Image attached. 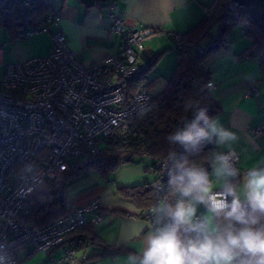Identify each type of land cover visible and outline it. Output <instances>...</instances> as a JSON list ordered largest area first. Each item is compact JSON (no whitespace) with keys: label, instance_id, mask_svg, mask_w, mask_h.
I'll return each instance as SVG.
<instances>
[{"label":"built area","instance_id":"1","mask_svg":"<svg viewBox=\"0 0 264 264\" xmlns=\"http://www.w3.org/2000/svg\"><path fill=\"white\" fill-rule=\"evenodd\" d=\"M117 1L109 0L107 9L112 22L110 33L121 34L122 47L99 60L84 62L68 47L60 31H52L48 54L21 61L5 62L0 44V245L6 246L11 264L19 263L20 252L25 256L38 251L54 253L72 233L103 219L100 201L94 199L35 226L27 221L32 211L27 200L44 182H53L61 189L62 174L76 157L85 150L95 152L100 143L130 132L138 114L152 99L148 88L130 93L127 79L140 71L138 61L144 41L158 30L128 26L116 11ZM223 2L227 9L239 8L234 0ZM56 21L51 10L40 27L15 36L24 40L50 30ZM227 44L225 41L221 46ZM207 85L215 88L212 81ZM257 93L258 85L253 80L245 94ZM180 127L178 124L176 130ZM250 132L253 137L264 135V123L253 126ZM153 209L143 212L152 230ZM88 243V238L70 242L63 249L64 255L51 260L55 264H76L78 253ZM79 257L86 260L87 256L81 253Z\"/></svg>","mask_w":264,"mask_h":264},{"label":"crops","instance_id":"2","mask_svg":"<svg viewBox=\"0 0 264 264\" xmlns=\"http://www.w3.org/2000/svg\"><path fill=\"white\" fill-rule=\"evenodd\" d=\"M49 2L57 21L51 24L50 30L31 34L24 39H31L30 46L36 52L34 56L50 52L52 31L62 32L68 47L87 63L121 50V34L110 33L112 22L108 16L106 2L90 6L82 0ZM212 2L213 0L117 1L116 11L126 20L128 26L158 30L144 41L138 61L144 66L157 57L154 68L147 75V81H152L149 89L153 95L165 87L166 80L176 65L174 36L194 27ZM248 44L246 38L238 41L229 37L227 46L220 47L206 61L211 81L215 83L211 93L221 108L214 118L237 136V139L229 144H214L215 151L236 152L237 168L240 169L241 176L252 167L264 165V135L253 137L250 132L253 126L264 123V87L262 89L263 78L260 75L262 72L256 58L237 56ZM253 80L257 82L258 93L246 95V87ZM209 172L211 173V167ZM69 195L76 207L99 199V211L103 219L89 225L93 226L96 236L103 243L122 250L118 253L108 252L95 259L82 260L79 257L81 253L89 257L103 251L100 246L89 244L78 253L76 264H123L129 254L142 252L146 238L152 232V226L149 220L137 215L135 206L129 200L123 199L118 192H111L102 183L73 189ZM204 211L203 206L198 207L197 215L203 214ZM91 216L89 215V218ZM69 243L70 241L60 248L64 249ZM35 253L25 256L20 252L18 264H55L48 254L38 259H30Z\"/></svg>","mask_w":264,"mask_h":264},{"label":"trees","instance_id":"3","mask_svg":"<svg viewBox=\"0 0 264 264\" xmlns=\"http://www.w3.org/2000/svg\"><path fill=\"white\" fill-rule=\"evenodd\" d=\"M82 1L87 6L101 2H106L107 6L109 0ZM51 10L49 0H0V25L6 26L12 34L32 31L45 22ZM236 25L250 40L237 56L256 58L260 71L264 73V31L240 7L227 9L223 0H213L194 27L174 36L176 65L165 87L154 94L149 105L138 114L136 126L120 138L100 143L97 151L85 150L76 157L70 168L62 174L64 184L61 189H57L53 182L41 184L28 197L32 211L27 221L42 226L71 211L76 206L66 191L69 181L84 177L89 170L105 176L107 172L136 157L153 159L150 168L156 174L155 179L144 184L119 187L118 192L135 206L137 215L143 218L145 210L155 208L165 200L174 203L177 198L167 183L171 153L175 152L178 157L185 155L190 163L210 171L211 158L216 152L214 143L205 144L198 153H185L180 145L169 143L167 137L176 131L178 124L183 126L185 119L192 118L194 109L185 110L188 101L206 108L213 118L220 113L221 108L207 85L211 81V73L206 61L225 41L228 42L231 29ZM156 62L157 57L144 66L139 64L140 71L127 79L130 93L139 88H150L152 81H147V75ZM84 238L89 239L88 245L94 244L103 249L101 253L86 257V260L101 257L108 252L122 251L103 243L89 224L72 233L63 244L68 241L79 243ZM52 253L48 255L52 256Z\"/></svg>","mask_w":264,"mask_h":264},{"label":"clouds","instance_id":"4","mask_svg":"<svg viewBox=\"0 0 264 264\" xmlns=\"http://www.w3.org/2000/svg\"><path fill=\"white\" fill-rule=\"evenodd\" d=\"M193 109L192 118L168 135L169 143L195 154L205 144L237 139L206 108L186 102L185 110ZM237 159L233 150L215 152L210 173L171 153L167 183L177 198L153 209L154 228L142 252L123 264H264V165L241 176ZM200 206L205 211L197 215ZM0 264H11L4 245Z\"/></svg>","mask_w":264,"mask_h":264},{"label":"rangeland","instance_id":"5","mask_svg":"<svg viewBox=\"0 0 264 264\" xmlns=\"http://www.w3.org/2000/svg\"><path fill=\"white\" fill-rule=\"evenodd\" d=\"M229 35L230 38L243 41L244 38H249L241 33L240 26L236 25L231 29ZM16 33L12 34L6 27L0 25V44L3 45V55L5 62L21 61L31 58L35 55V49L31 48L30 40L25 41L17 38ZM1 71V67H0ZM261 86L264 87V73H261ZM153 159L149 157H136L133 161L121 164L117 169L107 172L105 176L95 170H89V172L78 180L69 181L66 184V191L72 192L76 188H84L95 185L96 183H102L106 185V188L111 192L117 193L119 187L134 186L151 182L155 179L156 174L150 168ZM119 193V192H118ZM48 254L45 251H38L30 259H38L40 256ZM64 255L62 248L59 251H55L49 258L58 259Z\"/></svg>","mask_w":264,"mask_h":264},{"label":"water","instance_id":"6","mask_svg":"<svg viewBox=\"0 0 264 264\" xmlns=\"http://www.w3.org/2000/svg\"><path fill=\"white\" fill-rule=\"evenodd\" d=\"M237 6L264 31V0H234Z\"/></svg>","mask_w":264,"mask_h":264}]
</instances>
